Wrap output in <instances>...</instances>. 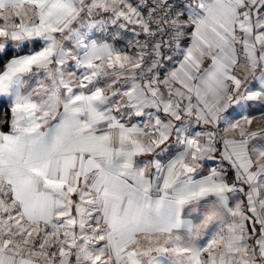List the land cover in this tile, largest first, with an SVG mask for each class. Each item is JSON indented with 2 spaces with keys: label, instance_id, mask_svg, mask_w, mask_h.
<instances>
[{
  "label": "snow or ice",
  "instance_id": "snow-or-ice-1",
  "mask_svg": "<svg viewBox=\"0 0 264 264\" xmlns=\"http://www.w3.org/2000/svg\"><path fill=\"white\" fill-rule=\"evenodd\" d=\"M0 113V264H264V0H0Z\"/></svg>",
  "mask_w": 264,
  "mask_h": 264
},
{
  "label": "crops",
  "instance_id": "crops-1",
  "mask_svg": "<svg viewBox=\"0 0 264 264\" xmlns=\"http://www.w3.org/2000/svg\"><path fill=\"white\" fill-rule=\"evenodd\" d=\"M258 119L260 118V117H257Z\"/></svg>",
  "mask_w": 264,
  "mask_h": 264
},
{
  "label": "trees",
  "instance_id": "trees-1",
  "mask_svg": "<svg viewBox=\"0 0 264 264\" xmlns=\"http://www.w3.org/2000/svg\"><path fill=\"white\" fill-rule=\"evenodd\" d=\"M0 115H2V113H0Z\"/></svg>",
  "mask_w": 264,
  "mask_h": 264
}]
</instances>
